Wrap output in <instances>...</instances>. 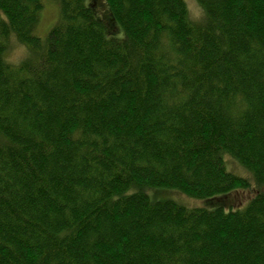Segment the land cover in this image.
Listing matches in <instances>:
<instances>
[{"label": "trees", "instance_id": "1", "mask_svg": "<svg viewBox=\"0 0 264 264\" xmlns=\"http://www.w3.org/2000/svg\"><path fill=\"white\" fill-rule=\"evenodd\" d=\"M44 2L0 0V264H264V193L220 201L264 187V0Z\"/></svg>", "mask_w": 264, "mask_h": 264}, {"label": "rangeland", "instance_id": "2", "mask_svg": "<svg viewBox=\"0 0 264 264\" xmlns=\"http://www.w3.org/2000/svg\"><path fill=\"white\" fill-rule=\"evenodd\" d=\"M91 3L93 2L95 7V13H97L98 17L102 21L103 24H105L107 31H113L112 33L116 32V29L114 30L113 23L109 22V13L107 11V6L104 2V0H89ZM197 3L196 0H185L186 7L188 3ZM40 21L38 24V28L36 30V34L38 37H40L42 40L46 38V34L51 30L52 27H54V23L58 19V7L56 4L49 2V0H45L43 10L40 14ZM203 18V17H202ZM203 19L199 20L198 22L202 21ZM195 23L197 21H194ZM118 33V32H116ZM122 33V31H121ZM116 40L123 39V36H120V38L112 37ZM225 166L226 170L232 173L233 175H236L238 177L246 178L248 176V173L243 170L239 164L234 162L233 160L229 159L228 157L225 158ZM259 192L264 193V187L262 188H254L251 187V189H248L247 191H236L234 193L229 194L225 197V199H221L220 201L226 205L233 206L234 208L242 207L246 202L251 199L254 195L258 194ZM151 196L155 200H160L161 198H172L174 199L178 204L184 205L188 208L193 207H207L211 208L215 203H220L219 201H198L195 199H190L186 197L185 195H180L179 193L171 192L168 193H158V192H152ZM152 200V199H151ZM153 202V200H152Z\"/></svg>", "mask_w": 264, "mask_h": 264}, {"label": "clouds", "instance_id": "3", "mask_svg": "<svg viewBox=\"0 0 264 264\" xmlns=\"http://www.w3.org/2000/svg\"><path fill=\"white\" fill-rule=\"evenodd\" d=\"M186 10L189 18L193 21L198 22L204 16V10L198 3H188ZM0 43H5L8 46L5 54L0 57V61L12 69L19 68L32 56L29 46L22 42L15 32H9L6 41L0 38ZM234 104L238 111H242L245 106L241 97H236Z\"/></svg>", "mask_w": 264, "mask_h": 264}]
</instances>
